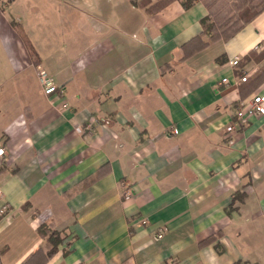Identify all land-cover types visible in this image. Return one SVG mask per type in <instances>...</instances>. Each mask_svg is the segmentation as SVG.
<instances>
[{
	"label": "crops",
	"instance_id": "crops-1",
	"mask_svg": "<svg viewBox=\"0 0 264 264\" xmlns=\"http://www.w3.org/2000/svg\"><path fill=\"white\" fill-rule=\"evenodd\" d=\"M140 1L0 0L1 264L49 250L42 224L63 237L46 264H264V116L224 137L264 94L239 82L264 69V11L209 41L207 2Z\"/></svg>",
	"mask_w": 264,
	"mask_h": 264
},
{
	"label": "trees",
	"instance_id": "trees-1",
	"mask_svg": "<svg viewBox=\"0 0 264 264\" xmlns=\"http://www.w3.org/2000/svg\"><path fill=\"white\" fill-rule=\"evenodd\" d=\"M152 0H141L139 2L140 7L145 8L146 11L150 13H155L163 9L167 4L174 0H156V2L151 3ZM181 3L183 8L190 7L197 0H177ZM206 2V0H200ZM219 0H214L207 5L209 14L201 21L202 33L203 35L209 36V41H214L217 39L227 40L240 31L247 23L252 19L257 17L262 11H264V0H231L232 9L228 11V16L224 18L223 22H218L220 13H212L211 7L215 5ZM12 26L20 35L23 43L30 54L31 57L36 58L34 49L25 35L22 27L17 23H12ZM200 38V36H199ZM205 43H202L200 47L205 46ZM255 56L254 53H251V56ZM255 57H264V50ZM264 81V69L257 73L251 81H246V83L254 82L261 83ZM245 83V82H244ZM2 172V167L0 166V173ZM37 234L50 246V249L43 251L38 249L35 251L28 259H26L22 264H46L49 259H51L56 253L58 246L63 242V237L55 231L52 227L46 224H42L37 228ZM213 238H210L207 241H211ZM3 250H0V255ZM1 264V263H0Z\"/></svg>",
	"mask_w": 264,
	"mask_h": 264
},
{
	"label": "built area",
	"instance_id": "built-area-1",
	"mask_svg": "<svg viewBox=\"0 0 264 264\" xmlns=\"http://www.w3.org/2000/svg\"><path fill=\"white\" fill-rule=\"evenodd\" d=\"M239 60L238 58L233 59L230 61L231 66H237ZM37 79L39 82V85L42 89V92L45 96L48 97H58L61 100L63 95V88L61 86H58L52 77L48 75V73L42 69L41 67L37 68ZM247 80V75H244L239 78V82L244 83ZM221 82L227 83L226 79H222ZM62 108H66L67 104L64 102L61 106ZM235 118L236 123L230 124L226 130H225V139L232 140L234 135L239 131L241 128V125L245 122H247L249 119L256 117V116H264V94H254L252 97H250L247 100L241 101L237 104L235 109ZM90 127V126H89ZM89 127L87 126L86 129L89 130ZM239 127V128H238ZM167 133L169 135H177L178 129L176 126H170L167 128ZM5 156V151L3 148H0V161L3 160ZM123 191H122V200L127 202L130 201L133 197V189L131 186H128L127 184L121 185ZM141 224H148V221L146 219L141 220ZM157 238H162V232L160 231L157 234Z\"/></svg>",
	"mask_w": 264,
	"mask_h": 264
},
{
	"label": "rangeland",
	"instance_id": "rangeland-1",
	"mask_svg": "<svg viewBox=\"0 0 264 264\" xmlns=\"http://www.w3.org/2000/svg\"><path fill=\"white\" fill-rule=\"evenodd\" d=\"M214 0H206L207 4L211 6V3ZM231 0H219L215 5L211 7V12L212 13H220L218 22L222 23L224 18L227 17L228 11L232 9V3H230Z\"/></svg>",
	"mask_w": 264,
	"mask_h": 264
}]
</instances>
